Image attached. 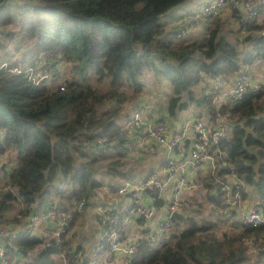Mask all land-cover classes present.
<instances>
[{
    "label": "trees",
    "instance_id": "1",
    "mask_svg": "<svg viewBox=\"0 0 264 264\" xmlns=\"http://www.w3.org/2000/svg\"><path fill=\"white\" fill-rule=\"evenodd\" d=\"M184 1L0 0V163L12 155L16 161L8 173L0 171V242L12 264H56L60 255L73 262L83 250L73 231L86 210L94 206L104 228L100 216L123 217L96 205L97 195L103 187L116 195L120 184L145 171L137 163L145 151L134 144L139 131L126 127L149 72L169 82L171 96L160 105L166 116L193 107L195 118L214 123L225 117L228 128L208 148L220 152L214 169L198 170L193 179L203 202L190 203L183 224L172 220L166 241L156 244L145 230L125 264H264V220L254 227L237 219L247 186L264 210V82L240 98L222 97L213 83H231L241 69L264 59V17L247 21L245 11L231 7L228 19L237 29L218 15L201 38L185 40L160 22ZM90 72L108 88L93 85ZM129 83L138 93L126 91ZM230 171L243 186L239 204L224 215L219 183ZM152 199L155 210L163 206L158 193ZM55 208L71 219L59 236L51 224L29 227L31 214ZM206 209L213 217L204 215Z\"/></svg>",
    "mask_w": 264,
    "mask_h": 264
},
{
    "label": "built area",
    "instance_id": "2",
    "mask_svg": "<svg viewBox=\"0 0 264 264\" xmlns=\"http://www.w3.org/2000/svg\"><path fill=\"white\" fill-rule=\"evenodd\" d=\"M227 6L241 8L245 11L244 20L253 21L262 12L264 0L258 2H255V0H210L202 4L199 9V16L202 20H206L216 16L226 9ZM187 33V28L181 27L178 36L184 38ZM3 67H7V65L4 64ZM214 85L216 89L222 88L220 81H215ZM260 87V84L254 81L246 71H239L233 85L227 92L222 94V97L240 98L244 92H254L259 90ZM136 92L137 88L134 86L132 93L136 94ZM145 110V107L137 108L132 116V121L126 128L132 130V132L142 131L152 140V144H149L147 148L150 155H159L160 149L165 150L166 158L163 170H153L144 179L127 181L118 188L117 195L129 194L132 204L125 208V217H120L119 212L105 217L104 224L106 228L99 233L97 245L92 250L89 258L84 254L83 250H79L74 255L73 262H69L64 255H60V259L56 264H97L96 258L103 250L108 252V258L117 259L119 255L123 254L124 258L121 264H125L129 256L136 252L141 238H137L131 244L123 241L125 235H120L119 231L123 229L125 220L132 219V221H137L138 219H143L145 222L150 221L155 214V209L152 205V195L158 193L161 196L162 193L169 191L170 198L167 202V216L157 223V232H151L156 244L168 240L174 230V224L169 217L170 213L173 211L183 212L190 207L189 202L182 200V192L190 188L198 170L214 169L215 163H217L216 157L220 152L211 154L208 148L215 146L217 141L226 135L228 124L225 117L217 118L214 123L195 117L186 119L172 135L168 136L167 127L163 122L155 124L146 122L144 118ZM186 140L187 142L185 143ZM186 149H188L187 152ZM1 166L0 163V171ZM219 184L226 205L220 212L227 215L229 208L239 204L240 191L243 184L235 178L232 171L228 174L227 180ZM70 220L68 212L61 208H55L45 214L33 213L28 217L27 221L32 229L40 228L41 226L47 228L51 224L57 229L56 235L59 236L63 227H66ZM263 220L264 210L259 204L254 206L246 215H241L239 218L242 225L254 227L262 223ZM113 226H116L117 229H114ZM17 234L18 231L14 229L11 233V238H16ZM102 263L108 264L105 261ZM0 264H12V254L2 242H0Z\"/></svg>",
    "mask_w": 264,
    "mask_h": 264
},
{
    "label": "crops",
    "instance_id": "3",
    "mask_svg": "<svg viewBox=\"0 0 264 264\" xmlns=\"http://www.w3.org/2000/svg\"><path fill=\"white\" fill-rule=\"evenodd\" d=\"M210 0H203L202 4L208 2ZM260 0H255V2H258ZM232 8L229 6L226 7V9L222 10L221 12L224 13L223 18L228 19L229 16L231 15V10ZM232 11V10H231ZM220 12V13H221ZM183 12H181V14H179L178 18L176 19H172L169 21V29H171V26L174 25H178V23L184 21H187V17L182 15ZM221 15V14H220ZM219 15V17H220ZM264 17V8L262 10V12L260 13L259 17H258V22L262 20V18ZM176 21V22H175ZM188 22V21H187ZM199 22L196 21L195 24ZM183 28H187L188 33L186 34L187 36H189L188 39H198V38H194V36L197 34L198 30H199V25L198 23L196 25H192L189 27V25H185L182 26ZM200 32V31H199ZM245 69L248 70V68H244L241 69L240 71H246ZM237 77V75L232 79L231 83H224L221 82L222 85V94H224L225 92H227L230 87L233 85L235 78ZM254 80V79H253ZM218 81V80H216ZM256 81V80H255ZM260 84L259 81H256ZM215 83V81L213 82ZM140 98L138 99V106L139 107H145L146 110L144 112V118L146 120V122L149 124H155L160 122L159 120L164 119V124L167 127V131H168V136L172 135L179 127V125L181 123H183V121H185L186 119H193L194 115H188L187 118H182V119H178L177 117L175 118H171L170 116H166L163 108H158V107H153L152 105H150L148 102H150L151 100V95H149V93L145 90L142 91V94L139 96ZM156 97L158 98V95H156ZM155 101V100H154ZM146 102L148 103V105L146 104ZM152 140L146 136L142 131H139L138 133H136V139L134 141V144L136 145V148L138 147H142L145 151V154H141L140 158L137 163H139V165L142 167H145V171L141 173L140 179L139 177L136 178V181L142 180L144 179L148 174H150L151 171L153 170H163V164H164V160L166 158V152L163 149H160V153L159 155H154L152 157L147 156L148 153V146L149 144H152L151 142ZM187 147V144H186ZM188 149H186L187 152ZM138 152H135V155H137ZM145 157V159H143ZM137 160V159H136ZM6 165V163H5ZM140 167V166H139ZM2 170V169H1ZM206 169H202L201 171H205ZM4 171V170H2ZM163 174V173H162ZM133 180V181H135ZM191 184V182H190ZM123 184H120L119 186H121ZM200 189L199 186H197L196 184H194V182L192 183V185H190V188L188 190H185L182 192L181 198L182 200L188 201L189 203H194L195 201H199L197 198H195V193ZM201 190V189H200ZM107 193V194H106ZM106 193H103V195L105 196V198L108 200L107 202H105L103 205V208H114L120 212H124L123 217H125V212L126 209L130 204H132V199L127 196L125 197L124 195H114V194H109L108 191H106ZM169 191L166 193H162L160 198H162L164 200V204L162 207H160L159 209L155 210V214L152 217V219L148 222H138V221H132V219H128L125 220V224L123 226L122 229V236L125 235V239L123 241H126V243L131 244L133 243L137 238H140L143 236V232L145 230H150V232H154L156 231L157 228V223H159L161 220L165 219V217L167 216V202L169 201ZM124 196V197H122ZM109 202H114L112 203L113 206H108L111 205L109 204ZM200 202H203V200H201ZM258 204V200L256 201H251L248 202L247 200L243 201L240 203V212L237 215V219L239 220L240 216H244L246 215L254 206H256ZM97 205V204H96ZM95 205V206H96ZM93 208H95L93 206ZM94 210V209H93ZM92 209H88L86 210L85 214H93L95 212L99 213L98 211L91 212ZM186 211V210H185ZM185 211H183V213H185ZM206 212H208L209 214V209L205 210ZM106 215V214H105ZM105 215L100 216L102 218H105ZM210 215L212 216L213 214L210 213ZM89 220V217H88ZM96 222H93L91 225V230H92V236L90 234V238H88V241L86 240V243H84L83 241H79V244H81L83 250H84V254L89 258V256L91 255L92 250L96 247L97 242H98V238H99V233L104 229V226H102V222H100L99 220H97V217L95 218ZM90 229V228H89ZM157 232V231H156ZM108 252H106L105 250H103L100 255L96 258L97 260V264H101L103 261L108 262V264H121L122 260L124 258V255H119L117 259L115 258H108L109 256L107 255Z\"/></svg>",
    "mask_w": 264,
    "mask_h": 264
},
{
    "label": "rangeland",
    "instance_id": "4",
    "mask_svg": "<svg viewBox=\"0 0 264 264\" xmlns=\"http://www.w3.org/2000/svg\"><path fill=\"white\" fill-rule=\"evenodd\" d=\"M21 1H23V0H18V2H21ZM16 2H17V0H16ZM202 2H203V0H186V1L178 4L177 6L169 9L164 14H162L160 16V22L166 28H168L169 27V25H168L169 21L172 20V19L178 18L179 14H181V12H183L182 15L187 17V21L188 22L187 21L186 22L182 21V22L178 23V25H174L173 24L171 26V28L175 27L176 30H179L182 26H184V24L185 25H189V27H190L191 26L190 23H191L192 20H193V22L199 21V22H197L198 25H199V30H198L197 34L194 36V38H201L204 35V33L206 31V28L209 25L214 24V22L217 19L216 17L218 15L221 14L220 15L221 17L224 16V13L221 12V13L217 14L214 17H210V18L206 19L205 21L202 20L200 18V16H199V9L202 6ZM16 6H17V3L14 4V7H16ZM226 20L228 21V22H226V23H228L227 25L231 26L234 30L238 28V24L235 22L234 19L230 18V19H226ZM196 24H193V25H196ZM188 38H189V36H187V35L184 37L185 40H187ZM248 73H249L250 77L252 79H254V81L256 80V81H259V82H264V59H262V60H254L248 66ZM62 80H63V77H60L57 80V82L55 83V85L59 84ZM48 81L50 83H52V79L49 78ZM90 81H91V83L93 85H97L98 87H100L103 90L108 88V86L105 83H101V84L96 83L95 76L91 72H90ZM143 81H144V90L147 91L149 93V95L152 96L150 102H148V103L150 105H152L153 107H158L159 108L160 105L164 107L165 104L163 102L166 100L168 94H170L169 82L165 78H163V77H161L159 75H156L153 72L144 73ZM209 83L212 84L211 81H209ZM133 87H134L133 83L127 84L126 91L130 92L131 94H133L132 93V88ZM138 90L139 89H137L136 93H138ZM142 91L141 92L139 91V96L142 94ZM199 92L200 91L197 90V95H200ZM156 95H158V98L156 97ZM170 96L171 95H169V97ZM169 97L167 98V100L169 99ZM139 98L140 97H138V99ZM148 103L146 102L147 105H148ZM195 114H196V110H194L193 107H190V108H188L186 110L177 111V115L176 116H177L178 119H182V118H187L188 115L191 116V115H195ZM9 157H11V161L6 162V171H4L3 173H6V172L8 173L11 170V168L16 164L15 157L13 155L9 156ZM6 158H4V159H6ZM4 159L1 160V162L3 164H4ZM134 163H135V161H134ZM2 185H4L3 181H0V186H2ZM245 190L248 193V197L246 198V200L248 202L257 200L256 192H255V189H254L253 186H247ZM106 191H107V189L104 188V187L101 190L98 191L97 202L99 204H97V205H103L104 202L108 201L105 198V196H103V193H106ZM127 196H129V195H126L125 197H127ZM195 196H196L195 198H197L199 201H201L203 199L202 191L199 189L195 193ZM186 202H188V201H186ZM197 203H198V201H195V203H192V205L194 206V204H197ZM90 209H92L91 212L95 211V208L91 207ZM204 215L206 217H208V218L213 217V216L210 215V213L208 214V212H206ZM88 217H89V220H88ZM95 218H96L95 215H93L91 213V214H89V216H88V214H83L82 217L77 220L76 226L74 228L75 230L73 231V232L76 231V234L79 236V237L77 236V238H76L77 241H83L84 243H86V240L88 241L87 237L90 238L92 236V230H91L92 227H91V225H92L93 222H96ZM221 222H222L220 224L221 225V229L227 230L228 229V224L223 223V221H221ZM90 234H91V236H90ZM20 264H24V259L21 260Z\"/></svg>",
    "mask_w": 264,
    "mask_h": 264
},
{
    "label": "water",
    "instance_id": "5",
    "mask_svg": "<svg viewBox=\"0 0 264 264\" xmlns=\"http://www.w3.org/2000/svg\"><path fill=\"white\" fill-rule=\"evenodd\" d=\"M187 142V140L185 141V143ZM5 164H2L1 169L5 171ZM170 219L179 223V224H183L184 223V219H185V214L183 212L180 211H173L170 213L169 215Z\"/></svg>",
    "mask_w": 264,
    "mask_h": 264
}]
</instances>
